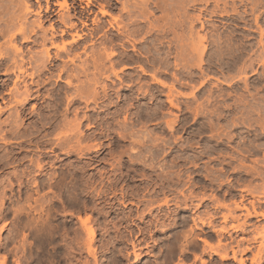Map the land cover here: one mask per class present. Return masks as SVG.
Returning <instances> with one entry per match:
<instances>
[{"label": "rangeland", "instance_id": "374dc122", "mask_svg": "<svg viewBox=\"0 0 264 264\" xmlns=\"http://www.w3.org/2000/svg\"><path fill=\"white\" fill-rule=\"evenodd\" d=\"M52 1L54 2L55 0ZM74 1L76 11L81 10V6L84 7L87 3L89 4V8L92 7L90 8L91 11L89 14L84 13L83 15H86L85 17H89L87 18L88 23L90 24L89 27L92 25L90 29L94 27L91 23L93 18L105 25H107L105 21L107 22L113 17H118L119 20L122 19L119 11L121 1ZM228 1H234L235 3L232 2L233 5H231L232 3L230 2L231 4H229ZM238 1L239 0H224L223 2H225V4L228 2L229 5H225V8H227L226 10L229 9L228 11L231 12V8H233L234 5L241 7L240 2ZM106 2L110 5L108 6ZM223 2L219 3L220 9L224 7ZM261 2L259 3L260 6L264 3L263 1ZM28 3H30L32 12H28L26 14V18L23 19L24 24L27 23V26L25 25L27 28L32 26L31 24L38 20V16L33 13L37 9V2L35 0H28ZM212 3L213 2L207 4V11L214 8L213 5L210 6ZM39 4L41 7H44L45 0H40ZM100 5H103V10H106L105 14L101 13ZM230 5L232 7H230ZM20 6L21 3L17 4V8L15 7L16 11L18 10L17 12H20L21 9L19 8L23 7ZM205 6V0L202 2L200 0H196L195 3H192L191 5V7L194 8H190L189 10L190 14L195 16L202 11V13H200V20L203 24H207V27L204 24L203 28L201 27V22L199 23V21H196L194 23V30L196 29L195 31L197 34L198 32L200 33L198 34L199 36H203V33H206L204 36L207 41L204 43L207 48L205 49L203 56L204 62L201 65L202 67L200 66L201 69H198L195 66L189 67L190 70L186 68H179L181 66L173 67V62L175 60L174 57L176 55V46L172 45V47L175 48H171V53L169 52L170 54L166 55L167 57L170 56V58L168 57L167 59L166 56L162 55L166 60L163 58L162 62L156 64V67L154 66V69H151V66L149 65L147 67L145 58L138 57V59H134L138 61L139 59H144V61H141L144 62L146 69L149 68L147 69L149 70L147 71L148 74L143 75L138 82L137 80L132 82L125 78L123 81L125 85L122 84L120 86L121 83H119L118 80L116 81L114 77H111V82H109L110 79L107 81L105 80L107 85L109 83L111 89L114 87V84H112L111 87V83L114 82L116 85L112 90H110L109 86H107L109 95L104 97L101 95L102 92H100V87L98 88V91L100 92V99L97 105L98 109L97 107L89 110L85 109L83 102L80 104L77 101L72 104L70 109H68L69 111L67 110L68 112H64H67L66 115L64 114L67 116H64L66 122L67 120L71 121L74 118V106L79 108L77 111L78 117H82L85 113V115L87 114L92 118H90V121L83 119V122H81L80 128L85 135L105 130L103 132V134H107L104 135L105 137L102 134L98 135L95 139L88 141V144L95 141H97L96 143L99 142V144H101L100 147H98L99 149H90V151L88 150L90 153L87 150H85L87 152H84V146L87 145V143H82L81 149L83 150L81 151L80 149V151L83 153H79L78 155L77 153L79 151L76 150L78 152H75L76 148L74 151L71 150L70 147L67 149V146L57 148L54 143L52 144V141H54H51L50 138L52 137L47 140L45 139V144L40 142L41 144L39 143L37 149L34 148V142L36 141H34V138H40L39 134H36V132L32 133L30 130L32 128L30 121L35 120L34 116L24 119L22 126L24 128H22V131H24V129L27 131L29 130V133L27 134H31V136L36 135L35 137L30 136L31 138H27V134L25 133V137L20 136L21 140H19L18 137H16L18 140H14V136L7 134V142L0 139V145L2 144L1 146H3L0 148V158H3V162L1 161L2 159H0V167L3 165L6 166L4 164V157H6L7 153L12 156H8L9 154H7V156L11 158L9 163L12 162L13 158V164L8 166V163V167L3 166V169L0 168V200L1 198L3 199L0 201V228H2L0 229V259L1 255L3 256L6 254V264H83L85 261L86 262L84 264H147V262H150L151 264L152 261L158 262L159 260H163L164 257L166 258L167 255L175 250V248L172 249L173 245H170V242L173 244L177 242L178 244L184 239V234L181 235V233L183 231V233H185L191 224L188 223L187 225L179 226L180 215L201 214L202 217H205L203 213L205 214L206 212V205L211 204L215 208H220L223 211L221 217L223 220L224 213L228 214L229 208L234 207V201L236 203H240L241 199H243L242 202L247 207L250 206L249 203L252 201L253 203L255 202L254 204L257 212L264 211V67L262 68L261 65H259L260 63L258 64L257 61L259 59L258 55L261 53L260 50H262L258 39L264 40V35L260 37V34L258 33L259 29H256L257 26L254 25V17L252 15L246 16L245 21L247 23H245L244 20V22H241L242 20L236 17L235 14L231 15L230 12L229 15H222L223 17L211 15L206 12ZM257 6L256 10L260 7L259 5ZM200 7H204L203 10ZM239 7L237 8L238 10L241 9ZM263 7L264 5L260 7V11H255V14L259 13L257 16H260V12L262 13L260 17L258 16V24L261 29L262 27L264 29V11L262 12ZM198 9H201L200 12ZM69 12H72L71 9H69ZM65 13H67V10ZM72 14L73 12L71 15ZM77 14H79V12H77ZM159 16H162L161 11L159 9H155L154 15L150 18L154 21V23L158 21L157 23L161 24L162 20L161 18H158ZM55 17L52 16V19ZM44 18L45 16L41 19ZM202 19H204V21H202ZM42 22L44 27H47L49 24L47 18L42 20ZM201 28L203 29L201 30ZM106 29L109 33L108 35L106 30L107 36H104L101 32H97V36L94 34L91 38L88 37V35L84 36V40L80 41L79 48L75 50L78 57L76 56L74 57L75 59L73 58L74 61L68 62V68H74L75 66V68H78L82 64V61H85L86 59V62L89 61L87 55H90L93 51L96 52L97 48L99 50V47H102V45H100L101 38H108L111 34H115L114 28H112V30L111 27L106 26ZM68 32L70 33L72 31ZM153 32L154 34L150 36V39L157 36L158 30H154ZM197 34H194L196 35V37L194 36L195 40H197ZM243 34L244 36L246 35L245 38L247 39L248 37V39L245 41L246 48L241 51L239 42ZM169 37L175 41V37L169 34L166 36L165 40L170 39ZM104 38H102V40ZM67 39L70 40L69 34L64 37V41ZM148 39L149 37L147 40ZM250 39L251 42H249ZM68 40L66 42H69ZM3 41L4 39H1L0 43ZM13 41L17 46L22 47L25 59H27V57L29 58L32 53H39L42 48L39 44H34L32 42L22 44V40L19 38L16 39V41ZM250 43L251 46H249ZM257 44H259L258 47ZM262 44L264 45V41ZM143 45L147 46L148 43L145 42L142 46ZM108 46V50H110L112 46L110 44H108ZM138 47H140V45ZM113 48L117 52L122 51L119 46H114ZM129 48L130 47H127L125 51L127 55H132L133 51L129 50ZM151 50L154 49L151 48ZM125 51L122 52L125 53ZM240 52L242 54H240ZM256 54H258L257 59H255ZM69 56H72V54ZM195 57L193 58L195 62H193L197 63V56L195 55ZM141 61L140 63H142ZM122 62H127V64L130 65L136 64L133 60L131 64V60L129 59L125 61L122 60ZM122 62L120 64H122ZM165 63L166 66L161 65ZM169 63H171V66L169 65L168 67L167 64ZM242 63L244 64L242 65ZM120 64L118 66H121ZM157 65L160 66V69ZM244 65H246V69L243 68ZM91 66V64L90 66L88 65L87 71H89H86L87 77L89 78L96 73V70H94V72L92 71L94 68ZM118 66L116 65V68H119ZM175 68H177L178 71H176ZM253 69L255 70V73H253ZM126 70V73L129 72L128 74L136 79L135 73L136 71L138 72L136 66ZM152 70L159 72H155V75H160L157 78L161 81H165V86L158 84L157 82H153L152 78L149 76V73L153 72ZM174 70L178 74H176ZM187 70L189 72H187ZM179 71L182 72V74H179ZM1 72H3V69L0 70V73ZM163 72L165 74H163ZM186 73H191V75H186ZM173 74H176V78L178 77V79H180L174 81L175 78L172 79L173 76L170 77V75ZM81 76L83 77L81 78ZM81 76L79 77L80 80L73 81V88L78 85L82 86L83 82L85 83L87 77L84 74ZM243 76L247 79V88L245 89ZM6 78H8L6 75L0 74V106L8 104V102L12 100L11 94L6 92L12 87L14 77L13 75H10L8 79ZM3 80H5L4 83H2ZM103 81L100 83L104 84L105 81ZM126 82L127 84H131V88L126 86ZM63 84L65 83L56 81L55 73H53L49 83L45 85L46 87H44L47 93L44 89H42V91L44 90L45 92H43L44 95H46L45 101L51 103L52 96H55L54 92L58 88H60L61 91L65 89L63 92L67 93L74 91L72 87L67 88ZM139 86L141 90L139 91L140 94L137 96L134 91L135 89H138ZM170 90H172V93ZM170 93L172 95L171 98L173 99V102L176 103V107L170 106L167 101V96ZM30 103L35 104V101L31 100L27 106H30ZM89 106H92V104H89ZM8 113L9 111L7 112V109L5 108V111H3L0 115L1 119L8 118ZM102 117H107L108 121L105 122L107 124L102 123L101 126L100 121L102 122ZM93 118H97V120L95 121ZM170 120H173L171 128L167 124ZM27 121L30 122L28 123L31 126L28 125ZM91 121L93 122L92 124ZM86 122H90L92 126L88 128L87 125H85L87 124ZM85 126L87 128H85ZM47 128H45V130ZM66 128L64 127L63 129ZM127 132L130 133L127 134ZM8 136H12L10 137V140L8 139ZM28 140L32 142V146L30 144L28 145V143H30ZM17 141L21 144L19 143V145ZM48 141L51 142L49 143ZM5 143H8V146L5 145ZM50 144L52 148L50 147ZM23 146L25 149H28L25 150L22 148ZM6 147H12V150L10 148L5 150ZM19 147L22 149L20 150ZM133 147L134 150H131ZM2 151H6V154ZM37 154H39V156H37ZM25 155L27 156V158L25 157L26 159H23L24 157L20 159L21 156ZM211 156H216L220 162L217 161L216 158H209ZM33 157L35 159H37L36 157H39L38 161L42 160L43 168L40 171H37V167L35 168L36 163L32 164L35 162ZM28 159L30 161H28ZM25 160L30 164H27ZM92 160L94 162H92ZM38 161L36 160V162ZM223 161L228 162L223 163ZM43 162L46 163L44 164ZM23 165L26 167L28 165L31 166H28L27 169ZM215 166H221L223 168L226 167L231 169L233 172L229 174L223 173L221 168L215 171L212 168ZM255 166H257L256 168L261 171V175H256V173L254 174L253 167ZM13 169H18L17 171H21V173L14 171ZM35 171L38 173L36 174ZM6 172L8 176L6 175ZM15 174H21L23 178L21 176H18L20 177L18 178ZM249 175H256L258 178L251 179ZM61 177L63 181L65 180L67 182V184L64 187L66 189H62L59 192L58 189H56L57 186L55 183L60 181ZM206 177L209 178L211 182L216 183L209 185L215 189L225 188L233 191L234 189L232 185L237 186V183H242L238 186L243 188L240 193L241 195H244V197L241 198V195L217 196V192L219 190H216V193L214 194L215 190L206 189ZM42 182L44 183L41 184ZM51 182L53 183L52 187L54 186L52 189L48 188L49 185L52 184ZM232 182L234 183L232 184ZM38 183L41 185H38ZM74 183L76 184L74 185ZM248 184L249 187H246ZM180 189L184 192V194L186 193V195H189L191 192L192 197L195 196L193 199L191 197V201H188L189 210L178 208V206L176 207L175 205V201L178 196L179 198H182L179 194ZM247 189H252L251 191L253 192V196L248 193ZM64 190L67 191V193ZM46 191L48 192L46 193ZM96 191L98 193H96ZM61 192L64 193H62L63 196ZM68 192L70 193L69 195ZM209 192L211 194H208ZM27 193L31 194V198ZM200 196L205 197L202 204L197 208H192L193 205H196L194 203L197 201L199 202L198 199ZM26 197L29 202L26 200ZM59 197H61V199ZM164 197L168 200L166 204H164ZM35 200L37 201L35 202ZM38 200L40 202H38ZM29 204L30 206L28 207ZM34 204H36L37 208H35L36 206H33ZM31 205L35 209H33ZM182 205L181 207H183ZM224 205L227 206L225 207ZM241 212L244 213V209H235L234 212L231 211L232 215L234 214L233 216L238 214L236 216L237 218H232V215H228L226 221L223 220V222L220 223L218 229L225 227L226 232L220 234L218 238L221 242L232 245L233 248L238 251L242 249L243 246L249 245L250 250L241 254L237 251V256L245 258V264H254L250 262V258L254 253H256L262 241L257 232H264V217H261V215L256 216L255 218H259L258 221H255V218L253 217L250 219L244 218L247 220L245 221L247 223L244 225V231H241L233 227L244 221V216L241 215ZM215 214L216 212L206 214V226L215 222ZM40 216L43 219H41ZM79 216L82 219L87 216L89 217L88 223L86 222V224H84L85 226L78 220ZM34 219H36L35 222ZM46 224H50V226L53 224V227L56 229L60 224V227H58L60 229H57V238L55 239L58 245L55 241L50 243L51 245L46 243L45 232L48 227L43 229ZM86 225L95 229L96 234L92 243L95 250V257L93 255L92 256L96 259H94L91 254L86 251L87 247L84 245L85 240L88 239L86 236L87 233L84 231V227H86ZM35 226L38 231L39 229L43 231L40 230V234L38 232L35 234V231H37L34 229ZM62 228L64 230H62ZM255 228L260 230H255ZM196 232H198V230H196ZM39 236H42L43 238L40 239ZM179 236H182L183 239L181 240L182 237ZM206 238L212 243L217 242V236L214 238L206 236ZM262 242H264V240ZM61 244L62 246H59ZM132 244L135 246L139 245L138 247L140 248L137 250L142 253V257L136 263H132ZM167 245L170 246L169 250ZM54 251H56V253ZM194 252L200 254V250H194ZM174 253L178 254L177 249L171 253L174 257L177 256ZM210 253L211 252L206 250V253L202 254V257L206 259L208 264H211L212 262L213 264H219L221 260L218 256ZM231 253V250L228 249V254L231 255ZM60 254L62 257L59 256ZM191 258L192 256L190 255V259ZM226 263L235 264L231 259L220 262V264ZM260 264H264V257L260 261Z\"/></svg>", "mask_w": 264, "mask_h": 264}, {"label": "bare ground", "instance_id": "6f19581e", "mask_svg": "<svg viewBox=\"0 0 264 264\" xmlns=\"http://www.w3.org/2000/svg\"><path fill=\"white\" fill-rule=\"evenodd\" d=\"M35 1L37 2L38 6H37L36 11L33 12V13H35V15L38 16L37 17L38 20H36V22H33V24H31L32 26H29L31 28H29V27L27 28L26 27L27 26L26 25L27 23L24 24L23 19L26 18V14L28 12H32V9L30 7V3H28V0H0V40L1 39H4V41L0 43V70L3 69V72H1L0 74L6 75L8 78L10 77V75H13V77H14L13 78V81H12V87L10 86L11 88H9L8 91L6 92L8 94H11L12 100H10L8 102V104H5L4 106H0V115H1V113H3V111H5V108L7 109V112L9 111V113L7 115L8 118L5 117L6 119H4V118L1 119V116H0V139L5 140L4 142H7L6 141L7 140V137H6L7 134L14 136L15 137V138H13L14 140L16 139V137H18L19 140H21L20 139V136H24L25 137V133L26 134L29 133V130L27 131V130L24 129V131H22V128H24V127H22L23 126L24 119H26L27 117H30V116H34L35 117V120L30 121L31 123L29 121H27V123L29 122L32 125V128L30 129L32 131V133H35L36 132V134H39L40 135V138H36V139L34 138V141L36 140L34 142L35 143V145H34L35 147L34 148L37 149L40 142H42V143L45 144L46 140L49 139L50 137H52V138H50L51 141L54 140V141H52V144L54 143V145L57 146V148H62L64 146H67V149H68V147H70L71 150H73V151L76 148L75 149V152H78L79 151L77 153L78 155L83 150V149H81V144L82 143H85V144L87 143V145L84 146V152H87L88 150L90 151V149H93V150L99 149L98 147H100V145H101V144H99V142L96 143L97 141H95V142H93L91 144H88V141H91V139H95L96 137H98V135H102L105 130L104 131L101 130L99 132H92V133H90L91 135L90 134L89 135H87V134L85 135V133L80 128V125H81V122H83L82 121L83 119H85L87 121H90V118L91 117H89V115H87V114L85 115V113L84 114L82 113L83 114V115L81 114L82 117H78V112L77 111L79 110V108L76 107V106H74V108H75V109L73 108L74 111H75V113L73 112L74 113V118L71 121H68L67 120V122L64 119V116L67 114V112L69 111L68 109H70V107L72 106L73 103H76L78 101L80 104H82L81 102H83V105H84L85 109H88V110L89 109H94L95 107H97V105L99 103L98 101L100 99V92H102L101 95L103 97L109 95L108 94V91H107V89H108L107 86H109V83L107 85V82H106L107 80L110 79L109 82H111V77H114V79H116V81L118 80V82L121 83L120 86L122 84H124L123 81L125 80V78H127V80L132 81V82L135 81V80H137V82H138L140 80V78L143 77V75L148 74L147 71H149V70H147V69H149V68L146 69V67L144 65V62L141 61V60L144 61V59H141V60L139 59V61L138 60H134V59H138V57L139 58H141V57L142 58H145V63L147 64V67L149 65V66H151V69H154V66L156 64H159L160 62L163 61L164 56L169 55L171 53L170 52L171 51L170 49L171 48L172 49L175 48V47H172V45H175L176 46V49H175L176 50V55H175V57L173 56L174 59H175L174 62H173V65L174 66L172 65L173 67L181 66L179 68H181V69L182 68H184V69L186 68V69H189L190 70L189 67H192V66L194 67L195 66V67H197L199 69L200 66L202 65V63L204 62L203 61V56H204V53H205V49L207 48L206 45H205V43H204L205 41H207L206 38H205V36H204L206 33L205 34L203 33V36H199L198 34H200V33L198 32V34H197V32L195 31L196 29L194 30V28H195L194 27V23L196 21L197 22L199 21V23L201 22V20H200V18H201L200 13H202V11L200 12V10L201 9L203 10L204 7L203 8L200 7L201 8L200 10L198 9V11L200 13H198V15H196V16L193 15V14H190V12H189L190 8H192V9L194 8V7H191V5H192V3H195L196 0H124V1L118 0V1H121L120 2V9H119L121 15L120 14L119 15L121 16L122 19L120 18L121 20H119L118 17H113L110 20H108L107 22L105 21V23H107V25H105V24H102L99 21H97V19H94V18L92 19L91 18L92 19L91 20L92 22L91 21L90 22L94 26L91 29H90V27L92 25L89 27L90 24L88 23V20H87V18H89V17H85L86 15L83 16L84 13L89 14L90 11H91L90 8H92V7L89 8V4L87 2H86L87 4H85L84 7L81 6V8H80L81 10L76 11V7L74 6V3H75L74 0H70V1L69 0H55L54 2L52 0H45L44 7H41V5L39 4L40 0H35ZM91 1H89V2H91ZM200 1L202 2L204 0H200ZM205 1H206V6H205L206 7V12L209 13V14H211V15H216V16L218 15V17H219V16H222V15H229L231 13V15L232 14L233 15L235 14L236 17L240 18L242 20V21L240 20L241 22H244L245 21L246 16L252 15L254 17V23H255L254 25L257 26L256 29L257 28L259 29V32L258 33L260 34V37H262L264 35V29H263V27L261 29L259 27V24H258V16L259 15L257 16V14H259V13L255 14V11L256 12L258 10L260 11V7L264 5V3L261 6L259 4L261 1L264 2V0H239L238 2H240V6L241 7H239V6L238 7L241 8V9L238 10L237 9L238 7L234 5V7L231 8V12L228 11L229 9L226 10L227 8H225V5H227L229 1L227 2V4H225V2H223L224 0H222V1L221 0H205ZM210 2H213L214 3V4L212 3L210 5V6L213 5L214 8L211 7L212 9L207 11V9H208L207 8V4H209ZM220 2H223V4H224V7H222L221 9L219 8V3ZM230 2H229V4H231L232 2L235 3L234 1H232L231 3ZM19 3H21V6H23V7L22 8H19V9H21L20 12H17L18 10L16 11L15 7ZM233 3L231 5H233ZM109 5L110 4H108V6ZM231 5H230V7H232ZM237 5H238V3H237ZM247 5H248V7H247ZM257 5L260 6L258 10H256L257 9L256 7H258ZM221 6H223V5H221ZM235 7H237V8H235ZM100 8H101V10H100L101 13L105 14L106 13L105 12L106 10H103L104 9L103 8V5L102 6L100 5ZM65 9L67 10V13H65L66 12ZM69 9H71V11L73 12L72 15H71L72 12H69ZM155 9H157V10L159 9L161 11V13H162V16H159L158 17V18H161V20H162V23L160 22L161 24H158L157 23L158 22L157 20H156L157 21L156 23H154V21L151 20V18H152L151 16L154 15ZM22 11H23V13H22ZM42 11H43V14H42ZM263 11H264V7L262 8V12ZM77 12H79V14H77ZM203 12H205V11H203ZM261 14L262 13L260 12V16H261ZM28 15H27V17H28ZM43 16H45L44 19L47 18V20L49 21V24H48L47 27H44L43 24H42L43 23L42 20H44V19H41V18ZM52 16H54V17L56 16V17L52 19ZM154 19H157V18H154ZM202 21H204V19H202ZM245 23H247V22L245 21ZM200 24H201V27H203V25L205 23L203 24L201 22ZM206 25L207 24H205V26ZM106 26L107 27H111V29L114 28L115 34H111L110 37H108V38L102 37V38H104L103 40L101 38L100 45H102V47L101 48L99 47V50L97 48V51L95 50L96 52L93 51L91 54L89 53L90 55H87V58H89V61L86 62L87 59L85 58L86 60L85 61H82V64L78 68H75L76 66L74 68H68V62L69 61L70 62L74 61L73 58L78 55L75 50L79 48L80 41L84 40V36H87L88 35V37L91 38L92 36H94V34H96L95 36H97V34H98L97 32H99V33L101 32V34L103 33L104 36H107L106 35V30H107L106 29ZM203 28H201V30ZM154 30H158L157 36L155 35L156 37L150 39V36L152 34H154V32H153ZM177 30H179V31H177ZM68 31H72V32L69 33ZM94 32H96V33H94ZM107 33H108V30H107ZM155 33H156V31H155ZM67 34L70 35V40L67 39L69 42H66L67 40L64 41V37ZM168 34L171 35V36H173V37H175V41L172 38H170V37H169L170 39H166L165 40V38H166V36H168ZM172 34H174V35H172ZM194 34H197L198 35L197 38H196L197 40H195L194 36L196 37V35H194ZM108 35H109V33H108ZM245 36L243 34L241 36L242 38H241V40L239 42L240 43L241 51L246 48L245 41L248 39V37L246 39ZM148 37H149L150 40L149 39L147 40ZM18 38L22 40V44L23 43H31V42L34 43V44L35 43L36 44H39L42 47L40 49V52L37 53V54L36 53L33 54L31 52L32 55L29 58L27 57V59H25V57H24V50L22 49V47L17 46L14 43V41H13V40L16 41V39H18ZM97 39H98V37H97ZM258 40L257 41L261 45L262 50L259 49L261 53H259V55L256 54V58L255 59H257L258 56H259V59L257 61H258V64L260 63L259 65H261V67L263 68L264 67V45L262 43H263L264 40H262V39H258ZM145 42H147L148 45L147 46H144V45L142 46V44L145 43ZM173 42H174V44H173ZM249 42H251V39L249 40ZM108 44H110L112 46V48L114 46H117V47L119 46L122 49V51H125V49H127V47H130L129 50L133 51V54L131 53L132 55H127L126 51H125L126 54L123 53L122 51L121 52H117V51L114 50V48L113 49L111 48L110 50H108L109 49ZM206 44H207V42H206ZM259 44H257V47H258ZM139 45H140V47H138ZM249 46H251V43L249 44ZM151 48L154 49V50H151ZM84 49H83V51H84ZM164 49H166V50H164ZM70 54H72V56H69ZM240 54H242V53L240 52ZM162 55H164V56H162ZM195 55L197 56V63H194L195 60H196ZM168 57L170 58V56H168ZM168 57L166 56L167 59H168ZM194 57H195V60L193 59ZM124 58H125V60H127V59L131 60V64H132V60L135 61L136 64L135 65H130V64H127V62L126 63L125 62L123 63L122 60L125 61ZM243 59H244V57H243ZM140 61L142 63H140ZM88 62L92 65L91 67L94 68V69L92 68L93 69L92 71L94 72V70H96V73L93 74V72H92L93 76L91 75L92 77H90V78L87 77V73H86V71L88 69V65L90 66V64ZM121 62H122V64H120ZM167 62H168V60H167ZM243 62H245V61H243ZM119 64L121 66H118ZM170 64L171 63L167 64L168 67H169ZM243 64L244 63H242V65ZM116 65L119 68H116ZM161 65L166 66V63L165 64H161ZM242 65H241V67H242ZM134 66H136L137 67V70H138V72L136 71V73H135L136 75L134 74L136 76V79L133 78L132 76H130V74H128L129 72L126 73V71H127L126 69L133 68ZM163 66H161V67H163ZM158 67L160 69V66H158ZM243 68L246 69V65H244ZM175 70L178 71L177 68H175ZM175 70H174V72H175ZM241 70H243V69H241ZM152 71H153L152 73L150 72L151 74L149 73V76L152 78L153 82H157L158 84L164 85L165 84V81L162 80L163 81L162 82L159 78H157V77L160 76L158 74L159 72L158 71H155V70H152ZM164 71H165V69H164ZM181 71H184V70H181ZM253 71H254L253 73H255V70L254 69H253ZM155 72H158L157 74L159 76H156L155 75L156 74ZM187 72H189V71L187 70ZM243 72H245V71H243ZM53 73H55V79H56V81L57 82L65 83L63 85H65V87H67V88H69V87H72L73 88V85H74L73 84V81L74 80L75 81L76 80H80L79 77L81 75H83V74L87 77V80L85 79L86 80L85 83L84 82H83V84L81 83L82 86H80V85L75 86V88H73L74 91H72L71 93L63 92V90L65 91V89H63L62 91H61L60 88L56 89L55 92L53 91L55 96H52V102L51 103L50 102L48 103V102L45 101V96L46 95H44V93L46 92V90L44 89V87H46L45 85L49 83L50 79L52 78V74ZM90 74H91V72H90ZM163 74H165V73L163 72ZM176 74H178V73H176ZM176 74L170 75V77L173 76L172 79L175 78L174 81L175 80L177 81V79H178V77L176 78V76H175ZM179 74H182V72H180ZM188 74L191 75V73H186V75H188ZM177 76H179V75H177ZM82 77L83 76H81V78ZM183 77H184V75H183ZM243 77H244L243 78V82H244V89H245V88H247V82H246L247 79H246L245 76H243ZM8 78H6V79H8ZM103 80L104 81L106 80L105 81L106 84L105 83L104 84L100 83ZM4 81L5 80H3L2 83H4ZM112 84H114V87H115L116 84L114 82L111 83V87H112ZM130 85L131 84H127V82H126V86L127 87L128 86L130 87ZM133 85H134V83H133ZM99 87H100V92L98 91V88ZM114 87H112V89ZM109 88H110V86H109ZM42 89H44L45 92H44V90L42 91ZM112 89L110 88V90H112ZM140 90H141V88L139 86L138 89H135L136 92L134 91V93H136V95L138 96L140 94V92H139ZM172 90H170L171 93H172ZM148 92H149V90H148ZM171 93L167 96L168 97L167 98L168 99L167 101H168V103H169L170 106L176 107L175 106L176 103H174L173 102V99L171 98V96H172ZM132 94H133V92H132ZM31 100L35 101V104H31L30 103L31 105L30 106H27L28 103ZM89 104H92V106H89ZM97 109H98V107H97ZM65 111H67V112L64 113ZM81 115H79V116H81ZM87 116H88V118H87ZM65 117H67V116H65ZM93 117H94V115H93ZM97 118L96 119L93 118V119H95V121H96ZM106 121H108L107 120V117L106 118L105 117H102V122L100 121V125L102 126V123H105ZM172 121L173 120H170V121L167 122V124H168V126L170 128L172 127V125H171ZM93 122H94V120H93ZM93 122L91 121V124ZM29 123H28V125H30ZM91 124H90V122H88L85 125H87V127L89 128L90 126H92ZM105 124H107V123H105ZM66 125H67V128H66ZM83 125H84V123H83ZM26 126H25V128H26ZM27 127H29V126H27ZM64 127L66 129H63ZM87 127L85 126V128H87ZM45 128H47V129L45 130ZM129 133L127 132V134H129ZM121 134H120V136H121ZM28 135L29 134H27V138H31L32 136H34V135L31 136V134H30L29 137H28ZM104 135H107V134H103V136ZM130 135H133V134H130ZM12 136H8L9 137L8 139L10 140V137H12ZM23 138H22V140H23ZM18 139H16V140H18ZM25 140H26V138H25ZM92 141H94V140H92ZM29 142L30 143L27 142L28 145L29 144L31 145L32 142L31 141H29ZM17 143H18V141H17ZM7 144L5 143V145H7ZM2 147L3 146H1L0 148H2ZM16 147H18V146H16ZM20 147H19V149H20ZM50 147H51V144H50ZM101 147H103V146H101ZM8 148H10V147H8ZM8 148L6 147L5 150H7ZM22 148H24V146ZM27 149H25V150H27ZM80 149H81V151H80ZM76 150H78V151H76ZM85 150H87V151H85ZM131 150H134V147L131 148ZM5 152L6 151H4L3 153L6 154ZM12 152H10V153H12ZM19 153H20V151H19ZM72 153H74V152H72ZM7 154H9V153H7ZM7 154H6V157H4L5 158L4 164L6 166L11 161L10 160L11 158L8 157V156H11V155L9 154L7 156ZM12 154H14V153H12ZM26 155L25 156H21L20 159H22L23 157H24L23 159H26L27 158ZM28 156H30V155H28ZM37 156H39V154H37ZM1 157H3V156H1ZM94 157H95V155H94ZM36 158L37 159L34 158L35 159V162L33 160L34 163H32V164H35L36 163L35 164V168L37 167V171H40L43 168V166H42V160H40L41 161V163H40V161H38L39 160V157H36ZM0 159H2L1 161L3 162V158H0ZM36 160L38 162H36ZM28 161H30V160L28 159ZM22 162H24V161H22ZM25 162H26V160H25ZM31 162H32V160H31ZM86 162H88V161H86ZM92 162H94V161L92 160ZM16 163H18V162H16ZM43 163L45 164L46 162H43ZM10 164H13V158H12V162L9 163L8 166ZM87 164H89V163H87ZM31 165H28V166H31ZM6 166H4V167H6ZM23 166H25V165H23ZM2 167H0V168H2ZM256 167L257 166H255L253 168H256ZM33 168H34V166H33ZM27 169H26V171H27ZM13 170L14 171H17L18 169L17 170L16 169H13ZM23 170H25V169H23ZM256 170H258V169H256ZM9 172H11V171H9ZM17 172H20L21 173V171H17ZM37 173L38 172H36V174ZM13 174H14V172H13ZM18 174H15V175H17V177L18 176H21L22 177L21 174L20 175H18ZM6 175H7V172H6ZM14 177H16V176H14ZM18 178H20V177H18ZM8 179L10 180V178H8ZM75 179H78V178H75ZM10 181H12V180H10ZM35 182H37V181H35ZM44 182H42L41 184H43ZM65 182L66 181L65 180L63 181L62 180V177H61V180L58 181L57 183H55V185L57 186V188H56V186H55V188L58 189L59 192L62 189H66L64 187L66 186L67 182L66 183ZM39 184L40 183H38V185ZM71 184H73V183H71ZM75 184L76 183H74V185ZM101 184H102V182H101ZM52 185H53V183L51 185H49L48 188H51L52 189L54 187V186L52 187ZM10 186H12V185H10ZM5 187H6V185H5ZM246 187H249V184L246 185ZM72 190H73V188H72ZM75 190H77V189H75ZM251 190L252 189H250V190L247 189L248 193L253 196V192ZM37 191H38V188H37ZM97 191H96V193H98ZM47 192L48 191H46V193ZM65 192L67 193V191H65ZM24 193H26V192H24ZM30 193H27V194H29L30 195V198H31V194L32 193L31 194ZM62 193L63 192H61V194ZM63 194H62V196H63ZM69 194L70 193L68 192V195ZM179 194L182 196V198H179V196H178L177 200L175 201L176 207L178 206V208H184V209H188L189 210L190 208H189L188 201H191L192 193L190 192L189 195H186V193L184 194V192L180 189ZM27 197H28V195H27ZM27 197H26V200L28 201ZM39 197H41V196H39ZM61 197H59V198L61 199ZM194 197L195 196H193L192 199ZM243 197H244V195H241V198H243ZM35 198H37V197H35ZM204 199H205V197L200 196V198L198 199L199 202L197 201L196 203H194L196 205L195 206L193 205L192 208L199 207L202 204V201ZM1 200H3V199L1 198ZM242 200L243 199L240 200V203L241 204L240 203H236L234 201V207L233 208L232 207L229 208L228 214H225L224 213V215H223V220L224 221H226V219L228 218V215L229 216L232 215L231 211L234 212L235 209H244V213L241 212L242 215L244 216L243 219L244 218L245 219H250L252 216H255L256 217L258 215H261V217H264V211H259V212L256 211V206L254 204L255 202L253 203L251 201V203H249L250 206L247 207L242 202ZM36 201L37 200H35V202ZM38 202H40V201L38 200ZM167 202H168V200L165 198L164 199V204H166ZM37 205H38V203H37ZM181 205L183 207H181ZM29 206H30V204L28 205V207ZM33 206H36V204H34ZM224 206L226 207L227 205H224ZM31 207H32V205H31ZM35 208H37V206ZM35 208H33V209H35ZM48 208H49V206H48ZM38 212H39V210H38ZM44 212H46V211H44ZM47 212H48V210H47ZM25 215H26V212H25ZM198 215H200V216H198ZM198 215H191V214L190 215L189 214L188 215H182V216L180 215V222L178 224L179 226L187 225L188 223L191 224V225L188 227L187 231L185 230L186 231L185 233H183L184 231L181 233V235L184 234L183 235L184 239H183L182 236H179V237H182L181 238V240L183 239L182 241H180L178 244H177V242L176 243L174 242L175 244H173V243L170 242V245L171 244L173 245L172 246L173 247L172 249H174V248H175V250L177 249L178 254H175L176 252L174 253L177 256L174 257L173 254H171L172 252L175 251L174 250L171 253L169 252L170 254L167 255L168 257L166 256V258L165 257H164V259L162 258L163 260H159L158 259L159 260V261L157 260L158 262H155V261L153 262L151 260L152 261L151 264H208V262L206 261V259H204L202 257V254L206 253V250H208L209 252H211L213 255H217L218 258L221 261L231 259L233 261V263H235V264H245V262H246L245 258L238 257L237 256V253L239 252L241 254V253H244L247 250H250L249 245L243 246L242 249H240L238 251V250H235L232 245H229L227 243L221 242V240L218 238V236L220 234L226 232V228L225 227H221L220 229L215 228V230H213V231L216 233L217 242H215V243L210 242V240H208L206 238V228H205L206 227V212H205V214L203 213V215L205 217H202L201 214H198ZM233 215H232V218L233 217L237 218L236 216L238 214L236 216H233ZM40 218H41V216H40ZM41 219H43V218H41ZM245 219H244V221L242 220L243 222H241V224H238V225L233 226V227L235 229H239L241 231H244V228H245L244 225H246V223H247V222H245V221H247ZM35 220L36 219H34V222H35ZM78 220L81 222V224L84 225V224H86V222L88 223L89 217L87 216L86 218H83L82 219L79 216L78 217ZM39 221H41V220H39ZM198 222L200 223V225H199ZM60 223H62V222H60ZM35 225H37V224H35ZM46 225H48V226H46ZM46 225H44V228L43 229H46V227H48L47 230H46V232L45 231L44 232H45V237H46V243L47 244H50V243H53L55 241V239L57 238L56 237V231H57V229H60V228H58V227H60L59 226L60 224L58 225L57 229L53 227V224H51L52 226H50V224H46ZM41 228H42V226H41ZM63 228H62V230H64ZM84 228H85L84 231H86V233H87L86 236H87L88 239L85 240V242H84L85 244L84 243H82V244L86 245V247H87V249L85 248L86 251H88V253L91 254V256L92 255L94 256L95 255V250L93 248L92 243L94 241V238H95L94 236L96 234L95 233V229L92 228L91 226H88V225H86V227H84ZM0 229H2V228H0ZM34 229L37 230V231H35V234H36V232L39 233V231L41 230V229H39V231H38V229H36V226H35ZM196 230H198V232H196ZM255 230H258V229L255 228ZM41 231H43V230H41ZM257 233H258L259 237L263 241L264 240V232L263 231H259ZM57 234H58V232H57ZM178 235H180V234H178ZM41 238H43V237L41 236L40 239ZM254 239H256V238H254ZM175 241H176V239H175ZM262 241H261L260 245L258 244L259 247H258L256 253H254L253 256L250 258V262L251 263L260 264V261L264 257V242H262ZM248 242H250V241H248ZM55 243H56V241H55ZM61 243H63V242H61ZM74 243H76V242H74ZM154 243H156V242H154ZM54 244H53V246H54ZM56 244L58 245V243H56ZM168 245H169V243H168ZM168 245H167V247H169L168 248V250H169L170 249V246H168ZM59 246H62V244L59 245ZM132 246H133V250H132V253H133V261H132V263H136L142 257V253L141 252H138L139 250H137V249L140 248V247H138L139 245L138 246H135L134 244H132ZM141 248H142V246H141ZM59 249H60V247H59ZM228 249L231 250V252H232L231 255L228 254ZM22 250H25V249H22ZM55 250H56V248H55ZM194 250H200V254L195 253ZM54 252L56 253V251H54ZM5 255H3V256L1 255L0 264H6V256L7 255L6 256ZM190 255L192 256L191 259H190ZM59 256H61V254ZM94 259H96V258H94ZM7 260H8V258H7ZM220 262H219V264H220ZM147 264H150V262L149 263L147 262ZM211 264H213V262Z\"/></svg>", "mask_w": 264, "mask_h": 264}, {"label": "flooded vegetation", "instance_id": "af4514ba", "mask_svg": "<svg viewBox=\"0 0 264 264\" xmlns=\"http://www.w3.org/2000/svg\"><path fill=\"white\" fill-rule=\"evenodd\" d=\"M209 158H216V156H211V157H209ZM217 159V158H216ZM207 161V160H206ZM217 161H219L220 162V160L219 159H217ZM228 161H223V163H227ZM215 171L216 170H218L219 168H221V170H222V172L223 173H227V174H229V173H232L233 171L231 170V169H229V168H223V167H221V166H215V167H212ZM256 169H258V168H254V174L256 173V175H261L262 173H260L261 171H259V170H256ZM256 175H253V176H250V178L251 179H254V178H258V176H256ZM230 179H231V177H230ZM234 182H232V184H233ZM255 183H256V181H255ZM211 184H216L215 182H211L210 181V179L209 178H207L206 177V189H211V190H215L214 191V194L216 193V190H219L218 192H217V196H224V195H237V196H240L241 195V191L243 190V188H241V187H239L238 185H240V184H242V183H237V186L236 185H232V187H233V191H231V190H227V189H225V188H222V189H215L214 187L212 188V187H210L209 185H211ZM208 194H211L210 192L208 193ZM214 213V212H216V214H215V218H216V220H215V222L213 223V224H209V225H207L206 226V236H208V237H216V233L213 231V230H215V228H219V225H220V223L221 222H223V220H222V213H223V211L220 209V208H215L213 205H211V204H209V205H206V214H210V213ZM241 215H242V213H241ZM155 216V215H154ZM253 218H255V216H252ZM259 220V218H255V221H258Z\"/></svg>", "mask_w": 264, "mask_h": 264}]
</instances>
